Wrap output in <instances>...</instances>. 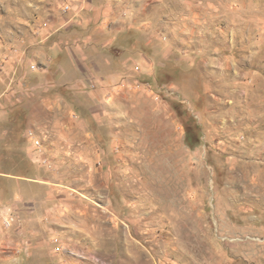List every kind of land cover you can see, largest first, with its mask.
Returning <instances> with one entry per match:
<instances>
[{"label":"rangeland","instance_id":"1","mask_svg":"<svg viewBox=\"0 0 264 264\" xmlns=\"http://www.w3.org/2000/svg\"><path fill=\"white\" fill-rule=\"evenodd\" d=\"M0 264H264V0H0Z\"/></svg>","mask_w":264,"mask_h":264},{"label":"bare ground","instance_id":"2","mask_svg":"<svg viewBox=\"0 0 264 264\" xmlns=\"http://www.w3.org/2000/svg\"><path fill=\"white\" fill-rule=\"evenodd\" d=\"M158 144V143H157ZM156 147V146H155ZM150 152V151H149ZM155 152V151H154ZM158 155V154H157ZM150 157V156H149ZM154 158V157H153ZM148 161V160H147ZM156 161V160H155ZM159 164V163H158ZM161 165H159V167H160ZM161 169V168H160ZM159 171V170H158ZM162 172V171H161ZM163 172H165V171H163ZM161 175V174H160ZM166 178H167V176H166ZM159 183H161V182H159Z\"/></svg>","mask_w":264,"mask_h":264},{"label":"built area","instance_id":"3","mask_svg":"<svg viewBox=\"0 0 264 264\" xmlns=\"http://www.w3.org/2000/svg\"><path fill=\"white\" fill-rule=\"evenodd\" d=\"M30 133H31V131H30ZM34 143H35L36 146L39 145V141L38 140L34 141Z\"/></svg>","mask_w":264,"mask_h":264}]
</instances>
